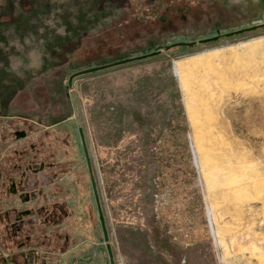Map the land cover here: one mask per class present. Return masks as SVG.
<instances>
[{"label": "rangeland", "instance_id": "1", "mask_svg": "<svg viewBox=\"0 0 264 264\" xmlns=\"http://www.w3.org/2000/svg\"><path fill=\"white\" fill-rule=\"evenodd\" d=\"M262 24L264 0H0V210L23 221L0 213V264H264V27L224 36Z\"/></svg>", "mask_w": 264, "mask_h": 264}, {"label": "water", "instance_id": "2", "mask_svg": "<svg viewBox=\"0 0 264 264\" xmlns=\"http://www.w3.org/2000/svg\"><path fill=\"white\" fill-rule=\"evenodd\" d=\"M258 27H264V24L259 25V26H255V27H252V28H247V29H243V30H240V31L228 33V34H225L224 36L225 37H230V36H233V35L242 34V33L249 32L251 30H254V29L258 28ZM221 37H222L221 35H218L216 37H212V38L200 40L199 43L200 44H206V43H209V42H212V41H216V40L220 39ZM196 44H197V42H191V43L179 42V43H174L172 45L165 46L164 47V50L165 51H169V50L174 49V48L192 47V46H194ZM162 50H163L162 48H158L153 53H150V54H147V55H143V56H139V57H135V58H130V59L121 61L119 63H115V64H112V65H109V66H107L105 68H108L110 66L127 64V63H131V62H136V61H140V60H145V59H148V58H152V57L158 56L160 53H162ZM96 70H98V69H91V70H88V71H84V72L78 73V75L85 74V73H88V72H94ZM84 151H85V156H86V161H87L88 169H89V172H90L92 188H93V191H94L95 196L97 197L96 184H95V180H94V176H93V171H92V168H91V165H90L88 151H87V149H86L85 146H84ZM97 204H98V200H97ZM98 211H99V220L101 221V223L103 225V231H104V234L106 236V231L104 229V217L102 215V211H101L99 205H98ZM111 264H114V263L111 262Z\"/></svg>", "mask_w": 264, "mask_h": 264}, {"label": "bare ground", "instance_id": "3", "mask_svg": "<svg viewBox=\"0 0 264 264\" xmlns=\"http://www.w3.org/2000/svg\"><path fill=\"white\" fill-rule=\"evenodd\" d=\"M220 59V58H219ZM213 61V58H211V59H208V60H206V59H204V60H202V59H200V61H196V62H194L193 64H189V65H184V66H180V74H181V78H182V81H183V84H184V86H185V88L186 89H188V81H187V75H189V74H191L193 71H194V69L196 68V67H198L199 65L200 66H209L211 63H212V61ZM222 60V59H221ZM256 63V62H255ZM230 64H232V63H230ZM226 66V65H225ZM212 67V66H211ZM221 67H223V66H221ZM227 67V66H226ZM217 68V67H216ZM199 69H200V67H199ZM215 69V68H214ZM218 70V69H217ZM227 70H230V68L229 69H227ZM219 71V70H218ZM229 72H231V71H229ZM232 73V72H231ZM189 78H191V77H189ZM230 86V85H229ZM184 88V87H183ZM246 88V87H245ZM230 90V89H229ZM228 91V90H227ZM187 97V96H186ZM196 98V97H195ZM198 98V97H197ZM203 99V98H202ZM248 100V99H247ZM190 107V106H189ZM190 109V108H189ZM193 109H191V111H192ZM198 111V110H197ZM195 119H197V117H194ZM195 119H193V120H195ZM200 120V119H199ZM198 121V120H197ZM195 122V121H194ZM195 124H197V123H195ZM200 125V124H199ZM197 127V126H196ZM198 131V130H197ZM199 132H200V130H199ZM200 134V133H199ZM242 142V141H241ZM206 144V143H205ZM201 140H200V144H199V150L202 152V159H203V162H204V165H207V166H209V164L211 163V160L207 157V154L205 155V154H203V150H202V147H201ZM206 146V145H205ZM212 148V147H211ZM215 149V148H214ZM220 151H221V149H220ZM239 153V152H238ZM213 156V155H212ZM200 157V156H199ZM222 157V156H221ZM259 158V157H258ZM214 161V160H213ZM219 161V160H218ZM245 161V160H244ZM231 163V162H230ZM220 164V163H219ZM202 165V164H201ZM248 165V164H247ZM208 168V167H207ZM210 168V167H209ZM215 170V169H214ZM264 170V169H263ZM239 171V170H238ZM257 171V170H256ZM211 172V171H210ZM243 172V171H242ZM226 173V172H225ZM210 175V174H209ZM212 176V175H211ZM218 177V176H217ZM228 177V176H227ZM250 177V176H249ZM252 177V176H251ZM231 178V177H230ZM244 178V177H243ZM254 178V177H253ZM208 179H209V177H208ZM252 179V178H251ZM248 180V179H247ZM230 181V182H229ZM236 181V180H235ZM235 181H234V179L232 178V179H229V180H227V184L229 183V184H233V183H235ZM244 181V180H243ZM239 182V181H238ZM256 182V181H255ZM256 184V183H255ZM240 185V184H239ZM256 187V186H255ZM225 189V188H224ZM227 191V190H226ZM237 192V191H236ZM235 192V193H236ZM223 193H225V192H223ZM233 194V193H232ZM237 194V193H236ZM239 194V193H238ZM240 195V194H239ZM217 196H215V198H216ZM229 197V196H228ZM230 199V198H229ZM220 203V202H219ZM226 203H227V200H226ZM216 212V211H215ZM222 214V213H221ZM230 227V226H229ZM220 234V233H219ZM260 250H262V249H260Z\"/></svg>", "mask_w": 264, "mask_h": 264}, {"label": "flooded vegetation", "instance_id": "4", "mask_svg": "<svg viewBox=\"0 0 264 264\" xmlns=\"http://www.w3.org/2000/svg\"><path fill=\"white\" fill-rule=\"evenodd\" d=\"M11 191L12 192H14L15 193V188L13 187L12 189H11ZM5 208V207H4ZM4 208H2L1 210H0V213L2 214V217H1V222H6L7 223V226H8V228H9V230H12L14 233L13 234H16L17 235V233L22 229V227H23V221H22V219H20V217H19V219L18 220H16V221H9L8 219H4L5 217H8V216H10V214H12V213H9V211L8 210H6V209H4ZM26 213L28 212V214H30V215H35L36 213H29L30 211L29 210H26L25 211ZM32 212H33V210H32ZM25 215V214H24ZM21 245H23L24 246V244H21Z\"/></svg>", "mask_w": 264, "mask_h": 264}]
</instances>
